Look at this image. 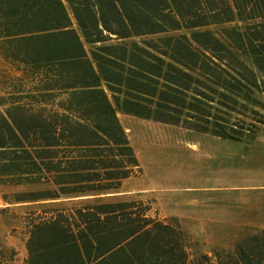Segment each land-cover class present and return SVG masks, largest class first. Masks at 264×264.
Segmentation results:
<instances>
[{
    "label": "trees",
    "instance_id": "16d2710c",
    "mask_svg": "<svg viewBox=\"0 0 264 264\" xmlns=\"http://www.w3.org/2000/svg\"><path fill=\"white\" fill-rule=\"evenodd\" d=\"M0 56L19 73L0 88L2 210L32 208L26 264H264V228L209 246L121 191L140 167L121 115L241 139L264 0H0Z\"/></svg>",
    "mask_w": 264,
    "mask_h": 264
},
{
    "label": "rangeland",
    "instance_id": "374dc122",
    "mask_svg": "<svg viewBox=\"0 0 264 264\" xmlns=\"http://www.w3.org/2000/svg\"><path fill=\"white\" fill-rule=\"evenodd\" d=\"M254 69L261 83L251 84V96L241 97L231 115L241 139L187 127H197L198 120L186 126L121 115L140 162L123 182L122 195L152 218H180L209 246L226 243L242 225L264 228V73ZM18 76L0 56V88H12ZM30 209L8 207L2 212L6 226H23L25 217L19 216ZM27 238V230H6V259H11L6 264H25Z\"/></svg>",
    "mask_w": 264,
    "mask_h": 264
},
{
    "label": "crops",
    "instance_id": "0c3cea01",
    "mask_svg": "<svg viewBox=\"0 0 264 264\" xmlns=\"http://www.w3.org/2000/svg\"><path fill=\"white\" fill-rule=\"evenodd\" d=\"M13 206H21L20 204L18 205H13ZM6 207V204L4 202V199L2 197V192L0 190V264H6L7 262H10L11 259H6V242H5V233L7 229H13L14 227H17V229H23V230H27L26 229V222L24 221V216L20 215L19 217H21L23 219L24 222H22L23 226L19 227L17 225H11L10 227L6 226L5 221H4V215L2 214L3 210L2 208ZM27 241V240H26ZM24 249L26 251V257H25V264H26V258H27V247L26 244L24 245ZM13 260V259H12Z\"/></svg>",
    "mask_w": 264,
    "mask_h": 264
}]
</instances>
